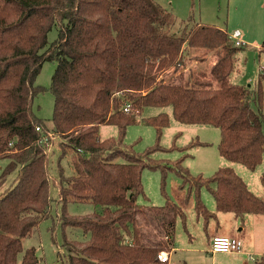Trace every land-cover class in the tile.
<instances>
[{"label": "trees", "instance_id": "1", "mask_svg": "<svg viewBox=\"0 0 264 264\" xmlns=\"http://www.w3.org/2000/svg\"><path fill=\"white\" fill-rule=\"evenodd\" d=\"M191 18L175 30L174 15L155 0H0V157L9 158L0 190L15 172L0 191V264L38 263L34 247L24 250L23 238L53 216L54 205L67 250L62 264H174L157 258L175 249L177 220L186 226L184 207L167 193V169L182 178L187 200L195 194V209L206 222L216 211L233 212L242 222L247 213L264 214V199L233 167L193 175L182 159L166 165L150 156L162 148L168 112L143 119L156 127L155 145L139 153L124 142L127 127L145 107L172 106L181 122L220 128L222 156L250 169L262 163L264 116L253 105L264 106V73L253 87L233 82L244 43L237 44L227 28L190 23ZM53 28L58 35L50 41ZM195 50L196 57H216L210 72L167 81L171 70L184 75ZM45 61L56 62L48 87L36 84ZM46 89L54 96L52 125L32 108ZM103 123L117 125L118 136L102 138ZM49 132L61 138L60 157L71 155V173L63 165L58 176L51 173ZM198 143L208 144L192 145ZM145 168L162 172V205L138 202L147 197ZM261 182L264 187V172ZM54 184L59 198L52 194ZM203 186L214 196L216 211L203 202ZM85 201L100 210L69 213L70 202ZM68 228H81L82 239L70 238ZM253 264H264V256Z\"/></svg>", "mask_w": 264, "mask_h": 264}, {"label": "rangeland", "instance_id": "2", "mask_svg": "<svg viewBox=\"0 0 264 264\" xmlns=\"http://www.w3.org/2000/svg\"><path fill=\"white\" fill-rule=\"evenodd\" d=\"M161 4L175 18L173 25L177 30L185 24L189 17L190 23H204L216 25L221 28L230 29L233 32L236 27L247 31L249 38L244 43L243 49L237 53L236 69L231 75L233 82L243 85L255 86L260 73H264V8L260 7L257 0H155ZM173 29V30H174ZM58 35L57 28H53L49 33L50 41L55 40ZM193 51V50H192ZM197 51L190 53L187 57V71L179 73L169 71L166 76L167 81L181 83L187 75L200 74L206 76L216 59L212 53H207L203 58L196 57ZM197 58V59H194ZM56 68V62L45 61L36 77V84L50 86L52 76ZM183 76H182V75ZM177 75L181 76L178 77ZM264 85V81H263ZM253 107L262 112L264 116V106L259 109L255 104ZM33 111L36 115L44 118L49 125H52L54 111V96L49 89L41 91L35 97ZM166 111L170 114V124L163 128L160 144L161 149L151 153V157L162 164L175 165L182 159L181 165L190 170L191 174L210 176L215 170L223 166H231L248 183L249 188L259 197L264 199V187L261 182V174L264 172V158L255 169H250L245 164L232 161L220 154L218 145L222 134L218 127L202 123H185L177 120L173 116L172 106H148L138 116V122L127 127L124 142L127 146H132L133 150L142 153L149 146L157 143L156 127L143 122L145 117ZM117 125L103 123L100 125V136L102 138L118 136ZM59 136L51 139L47 148V156L51 160V173L58 176V169L63 165L67 173L73 171L70 164L71 155L60 157ZM207 142L208 144H194L196 141ZM172 146H175L171 148ZM9 158L0 157V175L8 164ZM61 163V164H60ZM15 172L6 177L1 186L4 190L12 181ZM162 172L160 169L145 168L142 175L144 189L147 197L139 196L138 202L143 204L162 205L166 202V196L161 187ZM3 180V179H1ZM0 180V181H1ZM182 178L174 169H167L166 190L172 200L184 207L186 212V226L179 218L176 224L175 249L171 251L172 263L177 264L184 261L204 264H242L246 263L245 257H232L223 252H212L211 243L208 237L207 222L204 215H198L195 209V194L187 200V189L181 188ZM52 194L59 198L58 186L52 185ZM201 198L206 207L210 210L216 205L214 196L207 188H201ZM100 210V206L90 201L70 202L68 211L72 215H82ZM53 216L43 220L39 226L29 235L23 238L24 250L35 248L39 258L37 264H62L67 252L64 242V231L60 219L57 217L55 205L52 209ZM215 220L211 219V226L215 225ZM70 238L82 239L83 230H65ZM264 242L262 243V245ZM24 252V251H23ZM21 252L19 258H22ZM248 264H253L250 260Z\"/></svg>", "mask_w": 264, "mask_h": 264}, {"label": "crops", "instance_id": "3", "mask_svg": "<svg viewBox=\"0 0 264 264\" xmlns=\"http://www.w3.org/2000/svg\"><path fill=\"white\" fill-rule=\"evenodd\" d=\"M257 1L260 3V7H262L261 9L263 10L264 0ZM236 29L241 30L242 39L245 43L249 38L248 32L245 30L243 31L240 27H236ZM210 210L216 211V205L213 209ZM211 219L215 220V225H213L209 229V227L211 226ZM211 219L207 221V230H211L207 233L210 243L212 237L217 234L236 235L242 239V249L240 251L227 252V254L237 258H241L243 255L247 262L252 260L249 257V254L256 256V258L264 256V244L262 245V243L264 242V214L247 213L244 216V220L242 222L241 218L233 212L216 211V217H213ZM170 261H172L171 253ZM247 262L242 264H248ZM227 264L231 263L227 262Z\"/></svg>", "mask_w": 264, "mask_h": 264}, {"label": "built area", "instance_id": "4", "mask_svg": "<svg viewBox=\"0 0 264 264\" xmlns=\"http://www.w3.org/2000/svg\"><path fill=\"white\" fill-rule=\"evenodd\" d=\"M232 37L236 40L237 44L244 43V40L242 39V33L240 29H235L231 33ZM130 106L127 104L126 109H128ZM40 129V127H37ZM55 136L53 133L49 132V137H46V145L47 148L51 142V139ZM243 243L242 239L239 238L236 235H221L217 234L212 237L211 240V251L212 252H233V251H240L242 249ZM249 257L255 261L258 258L256 256H253L249 254ZM157 258L161 261H170V253L167 251H160L157 254Z\"/></svg>", "mask_w": 264, "mask_h": 264}]
</instances>
